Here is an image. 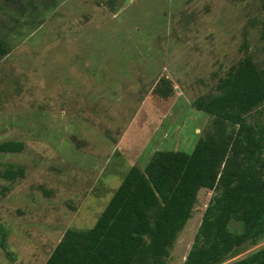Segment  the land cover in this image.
<instances>
[{"label":"rangeland","instance_id":"obj_1","mask_svg":"<svg viewBox=\"0 0 264 264\" xmlns=\"http://www.w3.org/2000/svg\"><path fill=\"white\" fill-rule=\"evenodd\" d=\"M24 1L22 13L0 0L13 45L0 60V143L24 142L0 151V168L25 167L0 178L11 253L0 246V264H45L67 228L95 224L132 165L193 151L211 123L193 101L232 63L249 52L264 64V0ZM164 75L169 98L153 91ZM211 196L200 190L168 264H185Z\"/></svg>","mask_w":264,"mask_h":264},{"label":"trees","instance_id":"obj_2","mask_svg":"<svg viewBox=\"0 0 264 264\" xmlns=\"http://www.w3.org/2000/svg\"><path fill=\"white\" fill-rule=\"evenodd\" d=\"M5 3L22 13L28 5ZM12 48L0 32V60ZM153 91L169 98L175 83L161 76ZM193 105L211 117L193 151L156 150L145 166L132 165L95 224L67 228L45 264H168L203 188L212 196L185 264H264V64L247 52ZM23 148L19 140L0 143L3 152ZM24 176L23 165L0 168L7 181ZM9 189L0 187V202ZM7 236L0 224L10 256Z\"/></svg>","mask_w":264,"mask_h":264}]
</instances>
